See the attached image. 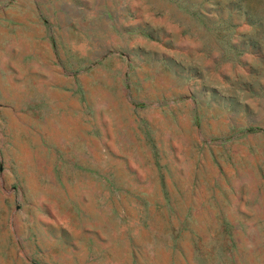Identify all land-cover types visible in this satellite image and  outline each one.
Returning a JSON list of instances; mask_svg holds the SVG:
<instances>
[{
  "label": "rangeland",
  "instance_id": "1",
  "mask_svg": "<svg viewBox=\"0 0 264 264\" xmlns=\"http://www.w3.org/2000/svg\"><path fill=\"white\" fill-rule=\"evenodd\" d=\"M57 2L0 19V264H264V0Z\"/></svg>",
  "mask_w": 264,
  "mask_h": 264
},
{
  "label": "crops",
  "instance_id": "2",
  "mask_svg": "<svg viewBox=\"0 0 264 264\" xmlns=\"http://www.w3.org/2000/svg\"><path fill=\"white\" fill-rule=\"evenodd\" d=\"M57 1L0 0L2 26L9 34H17L16 30L26 26L37 28L39 33L44 29L51 36V21L57 20Z\"/></svg>",
  "mask_w": 264,
  "mask_h": 264
}]
</instances>
